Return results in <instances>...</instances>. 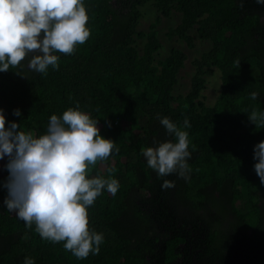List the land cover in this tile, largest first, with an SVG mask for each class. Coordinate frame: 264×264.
<instances>
[{"label": "trees", "instance_id": "16d2710c", "mask_svg": "<svg viewBox=\"0 0 264 264\" xmlns=\"http://www.w3.org/2000/svg\"><path fill=\"white\" fill-rule=\"evenodd\" d=\"M148 1L83 0L90 37L71 55L54 53L58 68L49 66L46 74L25 68L24 76L11 68L0 72L6 127L17 122L38 137L51 115L78 106L98 120L100 135L119 149L103 163L116 169L111 174L107 169L105 178L111 175L120 185L114 196L103 190L87 210L89 228L104 240L99 253L85 259L65 250L63 242L41 239L35 225L27 229L7 211V190L0 186V264H23L26 257L34 264H264V185L253 158L264 128L248 119L253 111L264 112V4L152 0L160 15L173 10L181 15L167 36L192 47L188 31L196 26L198 38L210 42L193 61L189 92L174 97L186 55L173 48L155 63L158 20L147 33L136 29L139 7ZM136 38L145 40L141 51ZM209 67L220 71L221 80L212 106L199 99ZM252 92L259 94L257 100ZM16 109L19 117L13 115ZM164 117L188 133L187 180L176 173L159 177L142 155L144 148L175 142L160 123ZM185 118L191 127H183ZM164 180L175 186L162 189Z\"/></svg>", "mask_w": 264, "mask_h": 264}, {"label": "clouds", "instance_id": "9594fccd", "mask_svg": "<svg viewBox=\"0 0 264 264\" xmlns=\"http://www.w3.org/2000/svg\"><path fill=\"white\" fill-rule=\"evenodd\" d=\"M256 2L264 4V0ZM88 20L83 0H0V72L11 68L24 76L25 68L43 74L49 66L58 68L59 57L54 53L71 55L77 45H83L90 37ZM258 96L257 92L250 94L252 100ZM13 115L19 117L20 110ZM248 119L264 128V112L253 111ZM97 123L78 106L68 108L62 116L51 115L45 134L37 137L22 131L17 122L6 127L0 109V160L7 157L4 168L8 172L0 186L7 190L3 201L7 211L27 229L35 225L41 239L63 242L64 249L77 259L98 254L104 240L102 233L89 228L88 208L103 190L114 196L120 187L111 175L89 176L91 167L106 161L114 148L119 151L114 141L100 135ZM160 123L174 135L175 142L144 148L142 155L159 177L176 173L187 180L188 133L167 117ZM183 127H191L187 118ZM253 158L258 161L254 170L264 185V141L254 145ZM115 171L108 169L110 174ZM174 186L169 180L161 184L162 189ZM23 264H34V260L26 257Z\"/></svg>", "mask_w": 264, "mask_h": 264}, {"label": "rangeland", "instance_id": "374dc122", "mask_svg": "<svg viewBox=\"0 0 264 264\" xmlns=\"http://www.w3.org/2000/svg\"><path fill=\"white\" fill-rule=\"evenodd\" d=\"M139 9L141 12V16L138 19L136 27L137 31L147 33L149 30V26L158 20L155 25L154 31L157 39L160 42V48L155 53V63L164 59L168 52L173 48L181 50L186 55L184 64L178 71L177 82L174 85L172 92L174 97L185 96L190 90V80L195 72L193 61L199 58L202 53L209 50L210 42L200 40L198 38L196 33V26L188 31V35L192 39V47H189L183 39L178 38L177 36H167V32L170 29L175 28L180 22L181 15L177 11L173 10L168 16H162L154 8L152 0L140 6ZM144 41V39L136 38V47L139 51H141ZM205 70L208 71L205 73V75H203L204 88L200 93L199 99L206 106H212L217 101L220 93V71L216 67H209ZM115 121L125 129H132L134 130V132H137V129L132 127L127 120L116 118ZM97 127L100 128V125H97ZM6 159L7 157H5L3 160H0V178H6L4 168ZM110 163H113V160H111ZM107 169L108 168L105 163L97 162L94 167H91L89 175H91L92 177L97 175L105 177V172L107 171Z\"/></svg>", "mask_w": 264, "mask_h": 264}]
</instances>
